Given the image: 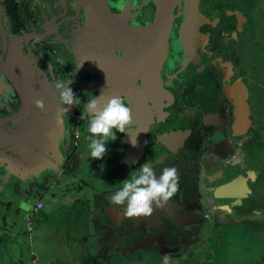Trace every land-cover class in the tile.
Here are the masks:
<instances>
[{"label": "flooded vegetation", "instance_id": "af4514ba", "mask_svg": "<svg viewBox=\"0 0 264 264\" xmlns=\"http://www.w3.org/2000/svg\"><path fill=\"white\" fill-rule=\"evenodd\" d=\"M177 2L159 73L161 87L146 99L148 123L141 127V115H132L128 132H117L110 140L118 150L108 170H102L83 162L77 168L80 123L90 119L85 104L101 95L104 102L123 96L130 106L132 98L109 74L117 66L109 65L107 45L122 57L123 44L143 42L142 34L154 20V0H0L2 255H11L13 224L21 209L26 219L34 207L30 197L52 195L54 186L73 181L77 171L103 175L107 181L111 174L117 176L109 196L92 192L87 204L92 215L86 220L111 228L126 226L120 237L134 262L166 254L197 257L206 247L198 253L195 246L210 239L214 219L235 224L241 212L254 207L255 200H234L232 193L238 189L240 197L242 191L252 197L264 171V67L257 52L264 47V0H198L185 34L179 29L184 0ZM56 80L73 82L69 87L78 103L68 112L59 111L68 106L58 104L52 88ZM121 80L125 83L126 78ZM135 84L141 87V80ZM36 99L44 102V110L34 107ZM143 163L157 176L165 167L177 168L179 190L151 216L129 218L124 206L112 205L109 197ZM11 186L16 192L7 198ZM228 186L235 190L230 192ZM15 194L20 202L12 207ZM79 201L72 199L70 206ZM204 205L207 212L200 217ZM220 210L229 215L217 217ZM67 221L64 217L63 223ZM26 230H34L33 221Z\"/></svg>", "mask_w": 264, "mask_h": 264}, {"label": "rangeland", "instance_id": "374dc122", "mask_svg": "<svg viewBox=\"0 0 264 264\" xmlns=\"http://www.w3.org/2000/svg\"><path fill=\"white\" fill-rule=\"evenodd\" d=\"M263 46V45H262ZM258 60L261 64L260 67H264V47H260L258 49ZM264 82V81H263ZM88 123L89 121L83 120L81 124V129L79 131V136L77 138L78 146L76 147V159H79V165L83 163H87L88 166L91 168H101L102 170H108V167L111 166L112 161H114V158L112 157L114 151L115 153L118 150V146L111 145V141L107 143V153L102 159H93L90 155V149L89 145L91 143L89 137L91 134L88 132ZM264 144V143H263ZM111 145V146H110ZM86 148H85V147ZM264 149V145H263ZM102 161L99 166L96 165V162ZM109 165V166H108ZM77 177L76 179H73V181L69 182L68 184H61L59 186H54L51 189L52 195L44 196L45 205L44 208L41 210L32 213V221L34 224V230L32 232H27V220L24 218L25 211L20 210L18 216L15 219V222L13 224V231L15 232V235L11 239L12 241L9 242L8 248H11V256L13 258H18L20 255H23V260L26 262L25 264H32V255L38 254L42 255V253L47 254L48 258H45L41 261L39 259L35 264H56L58 261V264H66L67 260H70V264H79L77 261L79 260L80 255V248L79 247H72L73 242L76 243V241L82 240L84 238V229L83 230H72L74 229L73 226L71 227L72 223L74 221V215L70 214V221H67L66 223H63L64 217H68V213H71L73 208L76 206L71 205L69 199V191L73 188L80 189L81 195H85L87 197H91L92 192H95L96 190H99V193H101L104 197L109 196L108 190L112 187V181L114 178V181L117 179V176L114 174H111V180H105L103 175H94V173H89L85 176V174L80 175L79 171L76 172ZM262 173V172H261ZM261 178H264V171L263 176ZM216 182H213L211 186H214ZM80 187L78 188V186ZM218 189H223L218 184L216 185ZM8 196L7 198H11V195L16 192V190L12 189L8 190ZM259 187L256 185L255 187V193L256 196L259 194ZM19 193V192H18ZM219 193V192H218ZM42 196V195H41ZM40 196V197H41ZM15 197V198H14ZM38 195H33L30 197V204L34 205ZM39 197V198H40ZM16 194L12 197L11 200H13L12 207L15 203L17 205L20 201ZM80 198V197H79ZM6 199V198H5ZM4 199V200H5ZM222 196L220 197V200H223ZM261 207H262V214L261 218L259 219L258 215L254 214H247L245 215L246 218H249L251 220L243 221L238 223H235L234 226L231 229H228L229 232L227 234V240L229 242L228 246L224 249V251H221L218 257H221L224 261L228 262L229 264H264V182L262 179L261 184ZM258 201V200H257ZM64 202H68V205H64ZM259 202V201H258ZM14 205V207H15ZM61 205H64L61 207ZM58 207H61L60 210ZM207 205H204L202 209H200V217H203V213L207 212ZM13 210L12 208L10 209ZM258 213V212H256ZM217 214L221 215V217H227L229 214H227L224 210H220ZM244 215V214H241ZM240 215V216H241ZM260 215V213H259ZM212 217L209 219L211 220ZM39 220V222H37ZM255 220V221H253ZM31 221V222H32ZM86 222H89L87 220ZM255 222V223H254ZM97 223V221L95 222ZM256 225V227H254ZM68 227V228H66ZM72 228V229H71ZM207 233V232H204ZM226 234V233H225ZM210 235V234H209ZM208 236V235H206ZM105 234L97 232L96 234V241H101V243L105 242ZM87 240H89V237H86ZM202 239V238H201ZM46 240L51 242L50 245L43 244V241ZM208 241L207 237L203 242L200 243V245L196 248V251L198 253H201V250L203 251L206 247L203 243H206ZM69 242V245L67 244ZM105 244V243H104ZM203 244V245H202ZM96 247H99L96 246ZM70 248L73 251H69ZM103 251H100V254L109 253L107 251L111 250L112 247L110 246H102ZM195 252V254H198ZM109 258L111 257L110 254H107ZM53 256V257H52ZM55 256V257H54ZM184 256V254H183ZM189 255H185L181 261L180 264H184L183 262L186 260V257ZM9 255L7 253H0V262L6 263L8 260ZM129 257V256H128ZM177 257V256H176ZM142 258H145V256L139 257V262L143 264ZM180 258V257H179ZM157 259V258H156ZM159 260V259H158ZM218 260V259H217ZM151 263H157L152 262L153 259H150ZM220 260H218L219 262ZM105 263L104 261H102ZM225 262V263H226ZM221 263V262H220ZM170 264H173L170 262ZM224 264V263H222Z\"/></svg>", "mask_w": 264, "mask_h": 264}, {"label": "clouds", "instance_id": "9594fccd", "mask_svg": "<svg viewBox=\"0 0 264 264\" xmlns=\"http://www.w3.org/2000/svg\"><path fill=\"white\" fill-rule=\"evenodd\" d=\"M72 83L71 80H56L52 84L57 93L58 104L68 106L62 107L59 110L61 113L68 112L74 103H78L75 93L69 87ZM34 107L42 111L45 105L42 100L36 99ZM85 108L90 113L87 128L91 134L90 155L93 159H102L107 153V143L115 138L116 133H126L132 126V111L123 96H113L106 102L101 95L94 96L85 104ZM121 184L122 187L109 197L110 203L114 206H124L126 217H149L156 208H163L178 192L179 175L177 168L165 167L162 174L157 176L148 163H143L138 169L130 172ZM21 207L28 209L29 205L22 202ZM170 260L171 257L166 254L163 264H170Z\"/></svg>", "mask_w": 264, "mask_h": 264}, {"label": "crops", "instance_id": "0c3cea01", "mask_svg": "<svg viewBox=\"0 0 264 264\" xmlns=\"http://www.w3.org/2000/svg\"><path fill=\"white\" fill-rule=\"evenodd\" d=\"M262 179L264 182V178H259L258 181L256 182V185H258L259 191H260L258 196H256L255 191H254V195L252 197L247 192L245 195H243L244 192L242 191V195L240 197V195H239L240 192L238 191V189L235 190V187L228 186L230 192L235 190V192H233L234 194L232 193V196H233L232 198L234 200L244 198L246 200H248V199L255 200V202H256L254 204L253 208H251L250 210H244L243 212H241V214H244V215H241V217H239L238 220L236 219L237 220L236 223L239 224L240 222L251 220V219L245 217L246 213L251 215V214L258 212L257 215L259 216V219L262 220V218H261L262 207H261V200H260L261 199ZM78 195H80V194H73L72 193L69 195V199L70 198L71 199L78 198ZM79 197L81 198L82 201L81 202L79 201V204L73 208L72 212L68 213L69 222H71L70 217H72V216H70V214L74 215L73 216L74 221L71 222L72 223L71 227L73 226L74 229H72V228L71 229L75 230V231L84 229V233L86 234V235H84V238L82 240L79 239V241H76V243L73 242V245H72V247L76 246V247L80 248V255H79V258H78L79 260L77 261V263H79V264H141L139 261L134 262L133 259L128 257V255H127L128 245L126 242H124V239H122L120 237V235L123 233V231H120V230H125L127 227L125 226L124 227L125 229L122 227H119V226H118L119 228L118 227L111 228V226H109V225L107 226L106 224L101 225V224H96V223H93V224L87 223L86 222L87 221L86 215L89 213L91 214V210H89L87 208V206H89L87 204H89L88 199H90L91 197H87L85 195L84 196L81 195ZM37 201H40L43 203L45 202L44 197L38 198ZM42 208H44V205ZM41 209H39V210H41ZM26 210H28V209H26ZM217 213H218V211H217ZM259 213H260V215H259ZM217 217H220V215L217 214ZM217 219H219V218H217ZM217 219H214L212 224H211L212 233H211L210 239H208L206 244H204V245H206L205 252L203 254L197 255V257H196V255L186 257V260L183 262L184 264H222V263L229 264V261L226 262L227 260L224 261L221 257H218V256H219L220 252L224 251V249L228 246V244H229V242L227 240V234L229 232L228 229H231L234 226V224L222 223L220 221L217 222L218 221ZM253 221H255V220H253ZM254 227H256V225ZM66 228H68V227H66ZM97 232H98V234L99 233L105 234V238H104L105 244L101 243V241H98V240L96 241L95 238H96ZM119 232H120V234H119ZM86 237H89V240H87ZM43 244L48 246L51 244V242H49V240L48 241L44 240ZM67 244L69 245V242H67ZM122 244H125V245L122 249H120ZM98 245H99V247H96ZM106 245L112 247V249L107 251L109 253H105L106 255L100 254V251H103L102 246H106ZM69 251H73V250L70 248ZM107 254H110L111 257L109 258V256ZM167 255H169L171 257L170 262H172L173 264H180V262L182 261L181 258L184 257L181 254H167ZM47 256L48 255L45 253H42L41 256L34 253L33 257L31 258L32 264H35V262H37L39 259H41V261H42L43 259L48 258ZM164 256L165 255H163V257ZM163 257L160 258L159 260L156 259V260L152 261V262H157V263H151L150 259L144 258L143 264H163ZM180 259H181V261H180ZM217 259L220 261L218 262ZM7 260L8 261L6 263L0 262V264H25L26 263L23 260L22 254L20 255V257H18L16 259L13 258L9 254V257ZM102 261H104L105 263H103ZM56 264H58V261ZM66 264H70V260H67Z\"/></svg>", "mask_w": 264, "mask_h": 264}, {"label": "water", "instance_id": "95a60500", "mask_svg": "<svg viewBox=\"0 0 264 264\" xmlns=\"http://www.w3.org/2000/svg\"><path fill=\"white\" fill-rule=\"evenodd\" d=\"M177 1L154 0L155 16L150 27L142 34L144 41L139 44H128V42L123 44L122 57H117L111 49V45H107L109 53L106 51L108 53L106 55L112 57L109 65L117 66L110 68L109 74L115 78L113 81H117V85L124 87L123 93L127 98L129 96L132 98L129 103L132 115L134 117L137 114L141 115V127L148 123L150 117L146 99L157 95L158 89L161 87L159 73L167 55L168 36L176 16L173 14V7ZM197 2L198 0H184V18L179 27L181 34H185L190 29L193 22L192 13ZM123 77L126 78L125 83L121 80ZM135 79L141 80V87L135 84Z\"/></svg>", "mask_w": 264, "mask_h": 264}, {"label": "built area", "instance_id": "2783aa9c", "mask_svg": "<svg viewBox=\"0 0 264 264\" xmlns=\"http://www.w3.org/2000/svg\"><path fill=\"white\" fill-rule=\"evenodd\" d=\"M77 133H78V130L76 129L74 131V133H73L75 137L77 136ZM41 208H42V203L40 201H37L35 203L34 207L29 210V213H28V215L26 217V220H27V223H28V229H30V225H31L30 221H31L32 213L37 212Z\"/></svg>", "mask_w": 264, "mask_h": 264}]
</instances>
